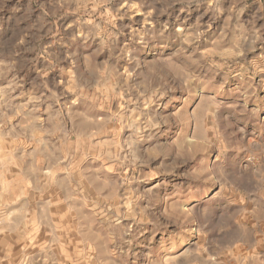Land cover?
<instances>
[{
	"label": "clouds",
	"instance_id": "9594fccd",
	"mask_svg": "<svg viewBox=\"0 0 264 264\" xmlns=\"http://www.w3.org/2000/svg\"><path fill=\"white\" fill-rule=\"evenodd\" d=\"M0 264H264V0H0Z\"/></svg>",
	"mask_w": 264,
	"mask_h": 264
}]
</instances>
